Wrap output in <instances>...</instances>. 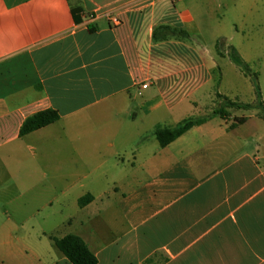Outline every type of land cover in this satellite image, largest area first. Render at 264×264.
Instances as JSON below:
<instances>
[{
	"label": "crops",
	"instance_id": "crops-1",
	"mask_svg": "<svg viewBox=\"0 0 264 264\" xmlns=\"http://www.w3.org/2000/svg\"><path fill=\"white\" fill-rule=\"evenodd\" d=\"M193 24L172 0H0L4 249L29 250L18 234L37 204L67 206L63 191L48 201L40 192L61 188L70 163L71 171L117 173L106 191L93 184L71 202L81 219L64 218L55 228L63 237L47 235L54 245L78 236L98 264H264L258 111L213 118L165 148L155 137L159 127L213 112L224 76L216 56L229 59L230 48L241 56L235 45H217L216 56L198 48ZM50 109L58 122L20 136L29 117ZM239 118L247 121L230 129ZM85 196L93 200L80 207ZM51 254L35 264H71Z\"/></svg>",
	"mask_w": 264,
	"mask_h": 264
},
{
	"label": "rangeland",
	"instance_id": "rangeland-1",
	"mask_svg": "<svg viewBox=\"0 0 264 264\" xmlns=\"http://www.w3.org/2000/svg\"><path fill=\"white\" fill-rule=\"evenodd\" d=\"M172 3L179 9L191 12L194 24L191 26L190 36L198 48L209 50L216 56L217 45L221 52L227 51L230 45L239 47L241 58L249 66L252 74H257L261 93L264 94V3L262 0H172ZM230 38H233V42ZM216 62L224 75L220 91L216 89V93L227 96L233 102L255 104L256 94L251 79L244 76L239 68L227 58L216 56ZM237 111L241 110L229 109L228 117H232ZM253 111L242 110L237 115L245 114V112L251 114ZM63 158L64 164L68 163V156L64 155ZM64 166L67 168L62 170L61 188L53 186L56 193L52 188L51 190L42 188L44 193H40L48 201L47 197L54 198L63 191L68 204L63 210V203L57 201H53L54 205L47 209L43 206L46 202L37 204L39 209L36 211H39H32L31 219L25 223L24 229L21 227L18 234L21 240H25V245L29 250L17 242H13L10 249H4L2 243L7 242L5 233L8 225L6 219L1 221L0 260L5 264H35V256L42 257L41 261H47L49 257H52V252H59L50 236L61 238L65 232L62 229L57 231L58 229L55 230V228L66 217L78 221L81 219L71 202L93 184L100 192L106 191L110 177L117 173L111 169L105 170L107 168L93 172L81 165L78 166L79 170L71 171L70 163ZM92 172L94 174L92 178L85 176ZM40 189L36 188L32 195L41 191ZM48 234L51 235L47 236Z\"/></svg>",
	"mask_w": 264,
	"mask_h": 264
},
{
	"label": "trees",
	"instance_id": "trees-1",
	"mask_svg": "<svg viewBox=\"0 0 264 264\" xmlns=\"http://www.w3.org/2000/svg\"><path fill=\"white\" fill-rule=\"evenodd\" d=\"M74 18L77 20V17ZM160 29L167 30L168 27H163ZM174 34L177 33V30H173ZM181 34H186L185 32H180ZM155 37V36H154ZM229 60L244 74V76L251 79L255 94H256V103L253 105L250 104H241L238 102H233L227 97L216 93V103L217 108L209 115L202 117H190L172 128H162L159 127L155 131V137L159 142L162 148L167 147L172 142L181 137L184 133L191 130L194 127L201 126L213 118L219 117L221 119H227L229 116V109L237 110H256L258 111V117L264 120V103L262 101V93L258 83L257 74H252L249 66L243 61L241 56L238 54L237 50L230 48L228 53ZM217 72L220 73L219 69ZM220 81L216 82V89L219 86ZM60 120V115L57 111L46 110L39 112L31 117H29L22 125L20 130V136L24 137L33 132H36L40 129H43L49 125H52ZM247 121L246 118H239L235 120V123L231 125L230 129L235 128L238 125L244 124ZM93 200L91 196H85L80 199V207L85 206ZM57 249L64 255V257L71 264H98V258L90 251L86 243L78 236L68 235L62 239H53Z\"/></svg>",
	"mask_w": 264,
	"mask_h": 264
},
{
	"label": "built area",
	"instance_id": "built-area-1",
	"mask_svg": "<svg viewBox=\"0 0 264 264\" xmlns=\"http://www.w3.org/2000/svg\"><path fill=\"white\" fill-rule=\"evenodd\" d=\"M115 23H117V24H118V20H115ZM144 87H146V86H144Z\"/></svg>",
	"mask_w": 264,
	"mask_h": 264
}]
</instances>
